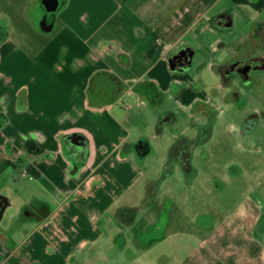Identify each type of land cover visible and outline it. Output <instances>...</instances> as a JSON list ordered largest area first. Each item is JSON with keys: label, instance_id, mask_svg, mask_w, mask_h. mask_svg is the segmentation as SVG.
<instances>
[{"label": "crops", "instance_id": "crops-1", "mask_svg": "<svg viewBox=\"0 0 264 264\" xmlns=\"http://www.w3.org/2000/svg\"><path fill=\"white\" fill-rule=\"evenodd\" d=\"M41 1L0 0V182L28 171L42 189L32 199L48 209L25 237L12 235L10 250L0 236V264H117L116 256L98 253L122 230L116 212L133 208L128 197L145 176L138 166L151 153L143 138L132 139L145 110L128 104L148 110L171 101L193 128V110L205 102L188 75L195 57L203 49L233 54L211 65L220 77L221 68L243 61L238 49L248 41L257 48L264 28V0H59L55 15ZM238 20L254 23L247 35L232 44L217 36L232 34ZM181 52L190 54L188 69H172ZM178 114L159 115V134ZM197 134L193 128L180 139ZM72 136L85 150L69 146ZM142 142L145 152L137 148ZM200 248L183 264H195L203 250L210 257L209 246ZM214 260L264 264V253Z\"/></svg>", "mask_w": 264, "mask_h": 264}, {"label": "rangeland", "instance_id": "rangeland-1", "mask_svg": "<svg viewBox=\"0 0 264 264\" xmlns=\"http://www.w3.org/2000/svg\"><path fill=\"white\" fill-rule=\"evenodd\" d=\"M253 24L252 20H238L232 34L217 36L232 44L233 39L247 35ZM213 39L203 41L210 43ZM258 50L251 41L238 49L241 59ZM232 57L227 53L222 58L203 49L188 73L205 99L193 110V128L199 139L191 159L192 178L179 166H171L175 173L162 178L164 165H168L167 160L163 161L166 148L193 131L185 116L178 114L176 105L158 100L149 103L146 110L136 103L128 104L135 108L134 112L145 110V123L132 127V139L143 138L151 146V153L138 166L145 176L132 191L134 195H129L128 201L125 197L133 207L131 214L119 215L117 211L115 218L122 230L113 232L114 244L101 250V257L116 256L117 264H183L205 245L210 247V257L203 250L193 263L219 264L214 260L218 255L256 257L264 253V72L254 74L248 86L233 82L222 87L221 77L212 66ZM166 112L177 113L178 121L163 125L159 134L158 118ZM248 121L254 123L253 130L242 134ZM8 176L0 183V191L16 205L7 212L1 232L9 238L17 234L18 242L32 227L27 225L21 231L11 218L17 216L34 192L42 189L30 177L18 173L15 178Z\"/></svg>", "mask_w": 264, "mask_h": 264}, {"label": "flooded vegetation", "instance_id": "flooded-vegetation-1", "mask_svg": "<svg viewBox=\"0 0 264 264\" xmlns=\"http://www.w3.org/2000/svg\"><path fill=\"white\" fill-rule=\"evenodd\" d=\"M257 38V48L259 49L257 54L249 55L246 59L240 62H234L232 64H229L219 70L222 78V87L225 86H231L233 82L240 83L241 86H248L252 83V77L254 74L259 72H264V28L258 30V33L256 34ZM176 59L174 60L176 69L180 70H187L189 66V53L183 54V52L178 53L175 55ZM235 89V88H234ZM254 123L252 121H248L244 128L242 129V134H247L248 132H251L253 130ZM199 137V134L197 135ZM75 136H72L68 138L67 143L70 147L85 150L86 143L81 138V146H75L73 145V139ZM79 137V136H77ZM198 137H195L189 142H187V151L191 155H193V150L195 148L196 141L199 139ZM147 143L142 142L137 146L139 152H145L147 149ZM185 153V152H181ZM76 167H78L76 165ZM25 174V175H24ZM22 177L27 178L30 177V179H33L28 171H25L21 174ZM2 183V182H0ZM13 207L12 200L6 195L5 193H2L0 191V236H3L7 242V244L3 246L4 250H10L12 245V236L11 238L5 237V235L1 232V225L3 221L6 219L7 212ZM48 209L47 206L38 200H35L34 198L30 201H26L23 203V205L19 208V211L17 213V216L12 217V223L16 226L19 225V230L28 226H36L38 223L44 220L46 217ZM119 215L123 214H131L132 209H120ZM118 215V212L117 214ZM11 223V224H12ZM129 226V225H127ZM1 257V256H0Z\"/></svg>", "mask_w": 264, "mask_h": 264}, {"label": "trees", "instance_id": "trees-1", "mask_svg": "<svg viewBox=\"0 0 264 264\" xmlns=\"http://www.w3.org/2000/svg\"><path fill=\"white\" fill-rule=\"evenodd\" d=\"M187 139H181L177 143H175L170 150L168 165L165 167L164 174L162 176L163 179L168 178L173 173V169L171 166L175 164H179L182 168L183 172L186 173L187 177H194V170L191 164V155L187 151ZM185 152V153H181Z\"/></svg>", "mask_w": 264, "mask_h": 264}, {"label": "water", "instance_id": "water-1", "mask_svg": "<svg viewBox=\"0 0 264 264\" xmlns=\"http://www.w3.org/2000/svg\"><path fill=\"white\" fill-rule=\"evenodd\" d=\"M41 6L43 7V9L45 10V12L49 15H55L59 8H60V2L59 0H42L41 1ZM186 52H183V54H185ZM176 59V57L172 58L170 60V65L172 69H176L174 60ZM81 138L75 136L73 139V145L75 146H81Z\"/></svg>", "mask_w": 264, "mask_h": 264}, {"label": "built area", "instance_id": "built-area-1", "mask_svg": "<svg viewBox=\"0 0 264 264\" xmlns=\"http://www.w3.org/2000/svg\"><path fill=\"white\" fill-rule=\"evenodd\" d=\"M25 175V174H24Z\"/></svg>", "mask_w": 264, "mask_h": 264}]
</instances>
